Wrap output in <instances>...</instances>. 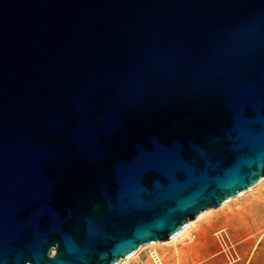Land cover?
I'll list each match as a JSON object with an SVG mask.
<instances>
[{"label":"water","instance_id":"obj_1","mask_svg":"<svg viewBox=\"0 0 264 264\" xmlns=\"http://www.w3.org/2000/svg\"><path fill=\"white\" fill-rule=\"evenodd\" d=\"M264 177V0H0V264H115Z\"/></svg>","mask_w":264,"mask_h":264},{"label":"rangeland","instance_id":"obj_2","mask_svg":"<svg viewBox=\"0 0 264 264\" xmlns=\"http://www.w3.org/2000/svg\"><path fill=\"white\" fill-rule=\"evenodd\" d=\"M257 185L221 207L203 212L189 232L164 243L142 245L118 264H264V225L256 246L248 248L240 218L241 208L249 202L264 205V179Z\"/></svg>","mask_w":264,"mask_h":264},{"label":"crops","instance_id":"obj_3","mask_svg":"<svg viewBox=\"0 0 264 264\" xmlns=\"http://www.w3.org/2000/svg\"><path fill=\"white\" fill-rule=\"evenodd\" d=\"M249 202L241 208L240 218L243 221V229L246 235V239H249L248 248L256 246V237L258 236L261 228L264 225V205L255 202ZM227 219V220H226ZM229 219L225 217L224 221L227 222Z\"/></svg>","mask_w":264,"mask_h":264},{"label":"bare ground","instance_id":"obj_4","mask_svg":"<svg viewBox=\"0 0 264 264\" xmlns=\"http://www.w3.org/2000/svg\"><path fill=\"white\" fill-rule=\"evenodd\" d=\"M264 179V177L263 178H261V179H259L253 186H251V187H249L248 189H245V190H243V191H241L240 193H238L237 195H234V196H231V197H229V198H227V199H225L218 207H221L222 205H224L228 200H230L231 198H236V197H238L239 195H241V194H244V192H246V191H248V190H252V188L253 187H255V186H258L257 184L258 183H260L262 180ZM213 208H217V207H213ZM213 208H207V209H205L204 211H201V212H199L198 213V215L195 217V218H193V219H190V220H188L187 221V223L185 224V226L184 227H182L177 233H175L174 235H172L171 237H169V238H166V239H163V240H159V241H151V242H148V243H144V244H142V245H145V244H148V245H152V244H155V243H164V242H166V241H170V240H172V239H175L176 237H179V236H181V235H183L186 231H190V229L189 228H191V225L194 223V221H196L199 217H200V215H202V214H204L205 212H208V211H211V210H214ZM204 212V213H203ZM142 245H140L137 249H135L134 251H132L131 253H129L128 255H126L125 257H122L121 259H119L115 264H118L122 259H126V258H128V257H130L132 254H134L137 250H139L140 249V247L142 246ZM147 246V245H146ZM150 252L151 253H153V255L155 254L156 256H158L157 255V253H154L155 251L154 250H150ZM152 255V254H151Z\"/></svg>","mask_w":264,"mask_h":264}]
</instances>
